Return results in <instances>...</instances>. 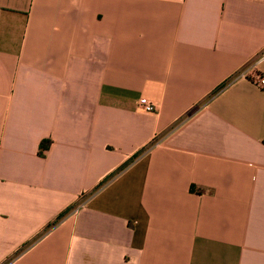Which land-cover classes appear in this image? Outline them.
<instances>
[{"label": "crops", "instance_id": "1", "mask_svg": "<svg viewBox=\"0 0 264 264\" xmlns=\"http://www.w3.org/2000/svg\"><path fill=\"white\" fill-rule=\"evenodd\" d=\"M263 54L264 0H0V264H264Z\"/></svg>", "mask_w": 264, "mask_h": 264}, {"label": "trees", "instance_id": "2", "mask_svg": "<svg viewBox=\"0 0 264 264\" xmlns=\"http://www.w3.org/2000/svg\"><path fill=\"white\" fill-rule=\"evenodd\" d=\"M228 82L223 83L222 85H220L218 88H216V90L213 92H217L219 91L221 88H223ZM155 141H152L148 146L142 148L141 150H139L136 154H134L133 157H131L126 163H124L123 165H121L119 168H117L114 172H112L111 174H109L106 178H104V180L100 183V185L96 188L97 190L100 189L106 182H108L111 178H113L115 175H117L119 172H121L123 169H125L129 164H131L139 155H141L143 152H145ZM51 142L50 140H43L40 142L39 144V151H38V155L40 157L44 156V152L48 150L49 146H50ZM96 190V191H97ZM192 191H195L194 187H191ZM200 192V191H198ZM73 209V208H68L66 210H64L62 213H60L58 215V217L51 223L49 224L44 231L42 232V234L46 233L51 227H53L55 224H57L60 220H62L67 214L68 212ZM41 234V235H42ZM29 245V244H28ZM28 245H26L25 247H27Z\"/></svg>", "mask_w": 264, "mask_h": 264}, {"label": "built area", "instance_id": "3", "mask_svg": "<svg viewBox=\"0 0 264 264\" xmlns=\"http://www.w3.org/2000/svg\"><path fill=\"white\" fill-rule=\"evenodd\" d=\"M239 77L249 80L253 86L258 88L259 90L264 91V74L263 73H258L253 70H246L240 73ZM138 108H140L143 112L147 114H153L156 112L155 105L152 102L146 100L145 98H141L138 101ZM79 207L81 206H78L77 208H75L74 212H77L79 210Z\"/></svg>", "mask_w": 264, "mask_h": 264}, {"label": "rangeland", "instance_id": "4", "mask_svg": "<svg viewBox=\"0 0 264 264\" xmlns=\"http://www.w3.org/2000/svg\"><path fill=\"white\" fill-rule=\"evenodd\" d=\"M79 204H81V202H78V204L75 207H73V209H75ZM73 209H71L70 211H72Z\"/></svg>", "mask_w": 264, "mask_h": 264}]
</instances>
